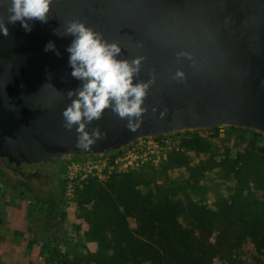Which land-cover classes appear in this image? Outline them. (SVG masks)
I'll return each instance as SVG.
<instances>
[{
	"label": "water",
	"instance_id": "1",
	"mask_svg": "<svg viewBox=\"0 0 264 264\" xmlns=\"http://www.w3.org/2000/svg\"><path fill=\"white\" fill-rule=\"evenodd\" d=\"M7 17L0 0V20ZM76 19L120 41L122 58H144L136 81L155 78L142 125L129 131L106 109L88 127L107 135L87 151L62 116L80 81L66 51L72 37L55 30ZM32 24L0 35V158L9 163L103 158L135 141L219 127L264 138V0H53L48 21ZM49 41L55 50L45 51Z\"/></svg>",
	"mask_w": 264,
	"mask_h": 264
},
{
	"label": "rangeland",
	"instance_id": "2",
	"mask_svg": "<svg viewBox=\"0 0 264 264\" xmlns=\"http://www.w3.org/2000/svg\"><path fill=\"white\" fill-rule=\"evenodd\" d=\"M170 140L169 148L159 150L164 159L154 161L149 154L141 167L125 172L109 173L103 168L102 178L90 174L82 179L85 172L77 166L74 179H70L64 165L62 199L50 204L45 214L38 203L49 194L34 188L25 194L19 190L20 184L0 179V264H81V260L98 257L99 247L121 234L136 233L135 240L145 241L148 236L137 232L141 218L128 215L126 203L119 198L126 190L142 196L153 192L154 202L163 195L193 201L210 211L231 207L236 195L247 199L244 203L249 212H264L262 136L219 127L178 133ZM51 166L45 162L28 164L27 171L45 173ZM216 237L214 234L207 240L212 242ZM254 240L250 237L238 248L233 264H264V254L254 249Z\"/></svg>",
	"mask_w": 264,
	"mask_h": 264
},
{
	"label": "trees",
	"instance_id": "3",
	"mask_svg": "<svg viewBox=\"0 0 264 264\" xmlns=\"http://www.w3.org/2000/svg\"><path fill=\"white\" fill-rule=\"evenodd\" d=\"M119 152L111 149L106 156ZM119 194L128 207L127 214L141 218L137 232L143 231L148 238L139 241L133 238L136 233L121 234L104 242L98 257L81 260V264H233L232 257L238 256V248L250 237L255 239L254 249L264 254V212H249L245 197L235 195L231 207L210 211L169 195L154 202L153 192L147 196L131 190ZM113 205L118 211L117 203ZM214 234L217 237L209 242L207 238Z\"/></svg>",
	"mask_w": 264,
	"mask_h": 264
},
{
	"label": "clouds",
	"instance_id": "4",
	"mask_svg": "<svg viewBox=\"0 0 264 264\" xmlns=\"http://www.w3.org/2000/svg\"><path fill=\"white\" fill-rule=\"evenodd\" d=\"M53 0H7V21L0 20V35H9V24L20 22L26 31H31L34 21L46 23ZM58 36H70L72 41L66 48L69 53L71 76L80 81V86L69 90L71 103L64 109V127L77 134L76 147L90 150L107 135L97 125L89 130L88 125L100 120L106 109L127 120L126 127L135 132L143 123L147 111L145 99L155 78L136 81L142 70L143 57L122 58V45L118 40L109 41L104 34L85 21L68 22ZM56 49L54 41L45 45V51ZM57 55L59 52L57 51ZM177 71L175 79L183 78ZM74 97V98H73Z\"/></svg>",
	"mask_w": 264,
	"mask_h": 264
},
{
	"label": "built area",
	"instance_id": "5",
	"mask_svg": "<svg viewBox=\"0 0 264 264\" xmlns=\"http://www.w3.org/2000/svg\"><path fill=\"white\" fill-rule=\"evenodd\" d=\"M172 136L170 137H157L154 139H145L135 141L129 147L121 150L115 156H105L103 158L92 156L87 158L82 156L75 158L65 163L66 176L69 175L70 179H74L75 167H81V170L85 172L81 175V178L89 177L90 174L98 175L99 178L104 176L103 168L108 169L109 173L125 172L131 169H138L141 164L147 160L146 156L152 154L150 159L154 161H160L166 156L159 154V150H166L171 145ZM71 190H69L70 193Z\"/></svg>",
	"mask_w": 264,
	"mask_h": 264
},
{
	"label": "flooded vegetation",
	"instance_id": "6",
	"mask_svg": "<svg viewBox=\"0 0 264 264\" xmlns=\"http://www.w3.org/2000/svg\"><path fill=\"white\" fill-rule=\"evenodd\" d=\"M82 155H80L81 157ZM52 164V168L45 173L38 172L37 170L27 171L28 164L16 165L9 163L6 158H0V179L8 182L7 179L20 184L19 190L21 192H29L28 189L34 188L40 194H49L44 201L39 202L42 204V209H46L50 204H58L62 199V168L65 165L60 159L55 162H48Z\"/></svg>",
	"mask_w": 264,
	"mask_h": 264
},
{
	"label": "crops",
	"instance_id": "7",
	"mask_svg": "<svg viewBox=\"0 0 264 264\" xmlns=\"http://www.w3.org/2000/svg\"><path fill=\"white\" fill-rule=\"evenodd\" d=\"M205 132V131H204ZM207 132V131H206Z\"/></svg>",
	"mask_w": 264,
	"mask_h": 264
}]
</instances>
